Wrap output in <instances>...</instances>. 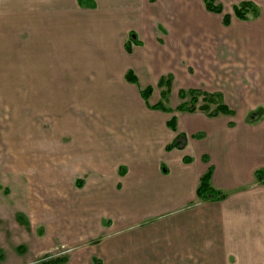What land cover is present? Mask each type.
Masks as SVG:
<instances>
[{"label": "crops", "instance_id": "0c3cea01", "mask_svg": "<svg viewBox=\"0 0 264 264\" xmlns=\"http://www.w3.org/2000/svg\"><path fill=\"white\" fill-rule=\"evenodd\" d=\"M13 2L0 0V100L5 98L6 86L19 82L25 86V99L36 101L38 105L43 102L48 114L54 116V122H60L61 111L67 108L64 102L71 99V93H78V79L74 80L72 76L69 80L71 74L68 78L60 77L57 69L51 72L53 68H46L50 58L46 60L44 56L41 67L33 68L36 73L23 75L20 81H15L13 68L15 53L18 58L20 56L23 72L31 57L38 59L41 56L40 46L38 56H34L33 44L43 36L42 33L62 38L61 33L65 32L68 36V24L61 22L68 21L71 32L72 14L62 17L43 12L13 14L7 12L14 10ZM1 6L5 7V12ZM257 20L259 27L249 32L253 38L259 35L263 38L264 32L259 30L264 23L263 6ZM105 31L101 60L87 65V69L99 71L80 80L91 91L86 90L92 100L107 102L104 107L111 104L115 107L116 100H120L121 108L113 112L116 119L112 126L136 124L135 129L146 131L147 135L143 137L146 141L128 144L117 161L103 162L100 166H95L89 155L82 159L83 171L69 178L75 180L77 190L92 196V205L88 200L86 210L94 208L92 191L102 193L106 199L101 205L102 216L94 217V221L92 218L86 228L74 232L72 254L64 264H264V178L259 181L255 177L256 171L264 172V46H256L260 53L257 51L259 54L253 62L231 63L233 66L228 72H217V67L206 64L201 66L198 85L209 93L218 94L231 113L210 116L196 109L168 117L165 111L141 108L140 101H144L141 90L158 84L164 73L159 63L164 58L167 64L170 63L166 66L169 72L179 78L180 74L173 70L174 56L171 57L166 48L161 50L166 57L159 59L158 50L154 53L144 50L145 46L134 35L133 39L139 43H132L131 51L127 52L128 38L121 51L117 46L118 36L109 30V23ZM39 39L36 43L42 45ZM229 42L231 48L236 46L237 49L235 39ZM31 45L33 49L29 51ZM134 46L138 50H134ZM69 50L77 54L73 48ZM137 52L144 58L141 63L145 71L141 70L140 62L134 64ZM69 56L70 63H65L72 71V54ZM59 66L61 71L65 64L61 62ZM128 70L135 74L139 90L135 83L126 80ZM217 76L221 81L219 87ZM122 98L132 99L133 108L126 101L122 103ZM44 113L48 115L45 110ZM109 113L106 116L112 115ZM172 117L175 118V130L167 125ZM176 137L179 145L166 149ZM73 153L76 154L75 150L70 154ZM68 156L69 152L64 148L56 152L55 170L58 166L61 169ZM208 171L211 187L221 191L223 198H198L199 180ZM94 172L96 175L90 176ZM19 177L17 179L22 181ZM21 188L24 197L23 186ZM1 196L0 209L5 208L3 205L7 209L6 203L10 204L17 195ZM30 202L34 207L28 208L27 217L41 224V216L46 211L36 208L34 200ZM6 216L7 211L0 212V223L9 224ZM44 238L46 249H51L49 245L53 240L49 236Z\"/></svg>", "mask_w": 264, "mask_h": 264}, {"label": "rangeland", "instance_id": "374dc122", "mask_svg": "<svg viewBox=\"0 0 264 264\" xmlns=\"http://www.w3.org/2000/svg\"><path fill=\"white\" fill-rule=\"evenodd\" d=\"M216 1L222 5L223 13L208 12L202 0H14V10L8 9L7 12L13 14L43 12L57 14L60 17L72 14L71 32L69 22L66 20L61 22L68 24V36L64 35L65 32L61 33L62 38L45 36L42 33L43 36L38 38L42 45H38L36 39L33 44L34 56H38L39 46L43 53H46H42L38 59L31 57L26 63L28 68H25V73L21 70L20 56L18 58V53H15L13 68L15 81H20L23 75L32 76L36 73L33 68L41 65L44 56L46 60L50 58L47 60L46 68H53L51 72L57 69L60 77L68 78L71 74L69 80H72L73 76L74 80L78 79L79 82L76 86L78 93L70 92L71 99L64 102L67 108L63 106L65 110L61 111V117L58 116L61 121L56 123L54 116L46 111L47 107H43V102L38 105L36 101L25 99L26 96L23 94L25 86L21 83L6 86L5 98L0 100V196L11 193L17 196L10 204L6 203L7 209L5 205H3L5 208L0 209V212L7 211L9 223L6 224L4 221L0 223V264H54V260L60 258L63 261L59 264L66 263L72 254L71 239L74 232L86 228L87 222L92 218L94 221V217L102 216L101 205L106 199L102 193L92 191L95 195L94 208L86 210L85 205L88 204V200L91 204L92 196L77 190L75 180L69 178L83 171L82 159L89 155L93 158L95 166H100L103 162L117 161L128 144L146 141L143 138L147 135L146 131L135 129L136 124L128 127L112 126V121L116 119L113 112L121 108L120 100H116V108L112 104L106 108L105 100H92L91 95L86 92L90 90L85 88L84 81L80 80L83 76L91 77L92 72L99 71L87 67L92 64L91 62L101 60L102 37L106 34L108 23L109 30L118 36L117 46L121 51L123 43L128 40L130 33H133L142 46H145L144 50L153 53L158 50L159 59L163 60L161 57H166L161 50L168 49L171 57L174 56L173 70L180 74L179 78L169 72L166 66L170 63L167 64L164 58L159 66L164 71L161 77H172L169 92L165 97L162 96L165 86L154 83L148 98V105L161 102L170 108V111L166 112V116L169 117L171 114L181 113L176 110L178 105L189 103L190 89L199 92L196 107L203 104V94L209 92L198 85L201 66L206 64L217 67L215 68L217 72H228L233 66L231 63L253 62L260 53L256 46H264V37L261 38L259 35L253 38L249 32L259 27L257 19L260 8L262 6L264 8V0ZM243 1L252 2L258 14L254 16L250 11L245 20L232 15V23L224 26L221 23L223 14H232L233 6ZM1 8L6 11L4 6ZM259 30L264 32V23ZM232 35L236 36L231 37ZM230 39H235L238 43L237 49L236 46L233 48L229 46ZM33 45L29 47V51H32ZM69 48L76 50L77 54L70 52ZM134 50L138 49L134 46ZM71 54L72 71L67 64L70 63ZM135 56L134 64L141 63L144 59L140 52ZM56 59L59 63L65 64L61 71L58 70L61 66ZM141 66V70L145 71L142 63ZM219 78L217 76V87L221 86ZM134 86H137V90L140 89L139 84L135 83ZM180 91L184 92L183 98L179 95ZM95 92L100 91L95 89ZM117 94H120L118 90ZM121 101L124 104L126 101L133 108L132 99L122 98ZM140 102L141 108H150L144 101ZM214 107V104L210 105L211 109ZM108 113L112 115L106 116ZM182 140L180 138V141ZM62 148L69 152V156L61 165V169L58 166L55 170V154ZM74 150L76 154H70ZM82 151L84 153L81 154ZM61 171L65 173V178ZM16 175L20 176L22 181H19ZM94 175L96 172L90 174ZM21 183L25 192L24 197L21 196ZM33 200L36 208L46 211L45 215L41 216V224L27 217L28 208L34 207L30 202ZM87 230L85 234L88 233ZM45 236L53 240L51 245L48 244L52 246L51 249H46L47 244L43 243Z\"/></svg>", "mask_w": 264, "mask_h": 264}, {"label": "trees", "instance_id": "16d2710c", "mask_svg": "<svg viewBox=\"0 0 264 264\" xmlns=\"http://www.w3.org/2000/svg\"><path fill=\"white\" fill-rule=\"evenodd\" d=\"M204 8L211 13H223V8L220 3H218L216 0H202ZM252 12L254 16L258 14L257 8L252 2L249 1H243L238 5L233 6V13H224L222 16V24L224 26H227L231 22V16L233 15L235 18L240 19V20H245L247 17V14L249 12ZM132 43H139L136 38L133 39V33H130L129 41L125 43V50L127 52L131 51V46ZM125 78L127 81L131 83H137V78L135 74L131 71L128 70L126 72ZM171 76H168L167 78L161 77L159 79L158 85L159 86H165V90L162 91V96H166L168 94L170 85H171ZM190 94V99L189 103H184L181 105H178L176 107V110L179 111H189L193 112L196 109L203 110L207 112L210 116H216L217 114H229L231 113V109L227 105H225L221 100L218 94H203V104L199 105L196 107V103L198 101V93L195 90H189L188 91ZM152 93V88L150 86H147L143 90H141V96L143 100L145 101L146 105L152 109H158L161 111L169 112L170 108L164 106L161 102H157L153 105H148V98L150 97ZM179 95L183 98L184 97V92L180 91ZM214 104L215 107L213 109L210 108V105ZM167 125L172 129L175 130V118L172 117L169 121H167ZM177 137L173 142L168 144L166 146V149H171L173 147H177L179 145V141L176 140ZM264 172L262 171H256L255 172V177L257 180L262 181ZM210 172L208 171L205 173L203 176H201L199 180V184L196 190L198 198L202 200H209V199H221L224 197V194L220 191L218 192L217 190H214L211 185H210ZM63 259H56L54 260V264H59L62 262ZM56 262V263H55Z\"/></svg>", "mask_w": 264, "mask_h": 264}]
</instances>
